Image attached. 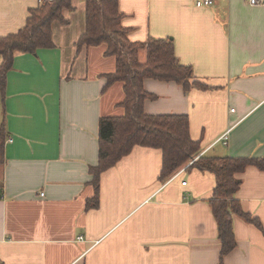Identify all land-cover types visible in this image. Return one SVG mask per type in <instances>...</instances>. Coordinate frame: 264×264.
Returning a JSON list of instances; mask_svg holds the SVG:
<instances>
[{"label": "crops", "instance_id": "crops-1", "mask_svg": "<svg viewBox=\"0 0 264 264\" xmlns=\"http://www.w3.org/2000/svg\"><path fill=\"white\" fill-rule=\"evenodd\" d=\"M118 2L130 42L171 39L180 63L209 87L185 92L148 79L144 88L155 99L145 102V112L187 115L202 155L264 158V6ZM72 3L63 13L68 23L53 24V48L15 53L0 94L7 134L0 264H219L218 226L208 204L215 176L188 165L163 183L160 150L135 147L101 176L100 204L87 208L95 196L100 120L123 116L124 93L121 84L105 91L103 76L116 70L106 46L77 47L87 29L86 3ZM39 5L0 0V39L23 30ZM139 59L146 62L145 50ZM238 178L237 199L264 228V172L251 166ZM234 232L237 247L224 264H264V233L237 216Z\"/></svg>", "mask_w": 264, "mask_h": 264}, {"label": "trees", "instance_id": "trees-1", "mask_svg": "<svg viewBox=\"0 0 264 264\" xmlns=\"http://www.w3.org/2000/svg\"><path fill=\"white\" fill-rule=\"evenodd\" d=\"M86 3L87 29L77 47L106 46L105 55L116 59L114 73L104 75L107 81L105 91L115 84H121L124 100L119 107L123 116L102 117L99 135V164L91 168L94 198L87 208L100 204L101 176L115 168L135 147L157 149L162 152L163 165L159 180L166 182L178 171L190 165L187 170L211 173L216 186L208 200L218 226L220 243L219 264L237 247L234 232V217L252 224L264 233L259 219L246 213L237 199L242 181L238 175L253 166L264 172V158L211 157L201 155V143L190 135V120L187 115H148L145 102L155 96L144 88L148 79L175 83L185 92L192 89L208 90L209 87L196 80L192 67L180 63L171 39H150L145 44L132 43L123 28L122 14L118 0H83ZM73 0H42L33 10L26 27L18 34L0 39V94L4 97L7 73L13 67L15 53L36 54L40 49L53 48V24L66 25L64 11L73 9ZM147 52L146 62L139 54ZM7 134L0 125V193L3 190L2 167L5 160ZM198 158V159H197ZM197 159V160H196ZM196 160V161H195Z\"/></svg>", "mask_w": 264, "mask_h": 264}, {"label": "built area", "instance_id": "built-area-1", "mask_svg": "<svg viewBox=\"0 0 264 264\" xmlns=\"http://www.w3.org/2000/svg\"><path fill=\"white\" fill-rule=\"evenodd\" d=\"M49 1H53V0H49ZM212 4H213V0H196V6L199 8L210 7ZM250 4L252 6H261V5L264 6V0H250ZM232 112H234V110H232ZM200 156H202V154ZM183 185H186V182H184ZM80 240H83V238H80Z\"/></svg>", "mask_w": 264, "mask_h": 264}, {"label": "rangeland", "instance_id": "rangeland-1", "mask_svg": "<svg viewBox=\"0 0 264 264\" xmlns=\"http://www.w3.org/2000/svg\"><path fill=\"white\" fill-rule=\"evenodd\" d=\"M114 60V59H113Z\"/></svg>", "mask_w": 264, "mask_h": 264}]
</instances>
